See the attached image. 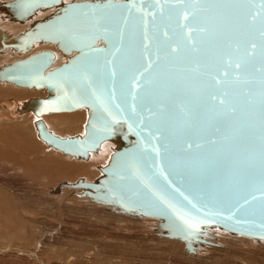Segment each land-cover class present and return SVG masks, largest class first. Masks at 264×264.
<instances>
[{
  "label": "water",
  "instance_id": "water-1",
  "mask_svg": "<svg viewBox=\"0 0 264 264\" xmlns=\"http://www.w3.org/2000/svg\"><path fill=\"white\" fill-rule=\"evenodd\" d=\"M63 1L0 4L11 19L22 23L41 8L60 6L13 41L0 36L4 50L10 47L27 53L37 44L52 43L68 55L67 61L53 66L56 53L43 49L0 67V81L46 93L28 98L19 107L20 114L32 111L37 116L38 136L74 158H88L106 140L117 143L107 164L100 166L98 177L62 182L55 192L70 187L79 190V196L119 213L157 219L159 235L184 242L189 254L196 255L200 243L208 244L205 236L216 227L264 240V38L261 17L252 19L261 12L260 0L230 5L192 4L190 0L183 4L161 0L156 5L153 0L143 4L136 0V8L155 12L154 20L147 17V32L156 39L150 47L153 67L141 77L135 100L131 80L144 63L140 58L143 14L133 8L129 15L130 0ZM193 10L209 28L207 34H193L197 52L178 27L183 13ZM186 23L192 26L191 17ZM222 32L231 35L233 57H239L246 67L240 80L227 87L230 103L220 109L207 103L209 87L202 73ZM169 44H179L180 52L169 53ZM116 47L121 51L113 57ZM108 60L112 64H106ZM81 108L88 115L83 135H57L42 118ZM153 147L159 148L158 154ZM202 220L210 222L199 223ZM185 221L198 227H189Z\"/></svg>",
  "mask_w": 264,
  "mask_h": 264
},
{
  "label": "rangeland",
  "instance_id": "rangeland-1",
  "mask_svg": "<svg viewBox=\"0 0 264 264\" xmlns=\"http://www.w3.org/2000/svg\"><path fill=\"white\" fill-rule=\"evenodd\" d=\"M32 95L0 86V114L13 118L11 111ZM71 115L78 124L58 126L60 133L82 131L83 115ZM4 126L0 130V264H264V241L216 227L205 236L208 244H201L196 255L189 254L184 242L159 235L157 219L118 213L79 196L77 189L63 187L56 193L58 184L95 179L98 171L90 169L92 175H82L84 170L74 167L75 161L49 152L39 159L35 152L29 153L19 130ZM27 139L31 144L36 140L32 135Z\"/></svg>",
  "mask_w": 264,
  "mask_h": 264
},
{
  "label": "snow or ice",
  "instance_id": "snow-or-ice-1",
  "mask_svg": "<svg viewBox=\"0 0 264 264\" xmlns=\"http://www.w3.org/2000/svg\"><path fill=\"white\" fill-rule=\"evenodd\" d=\"M55 2V0H53ZM110 3L113 2V0H109ZM131 2V8H129V15H131L132 9L135 8L137 12H140L143 14V25H144V32L142 35V43L140 45V58L144 61L143 64L140 66V71L138 74L131 80L132 84V97L133 100L136 98L135 90L142 87V84L140 83L141 77H144L145 74L150 73V70L153 67V61L151 60V56L153 53L150 51V47L152 44V41L155 40V37H149L147 32V17L150 15L152 16L153 20L155 19V12H146L143 8H136V0H130ZM141 4L145 2V0H139ZM169 0H163V3H168ZM176 3L183 4L185 0H175ZM192 4H204V5H216V4H223V5H230V4H241L244 3L245 0H190ZM248 2H251V0H248ZM153 3L156 5L161 4V0H153ZM261 5V12H257L252 16V19L255 20L257 16L261 17L260 24H261V37L264 38V0H260ZM160 11L163 12V8H160ZM197 10H193L192 12H184L182 16V23L178 25L179 28L183 30V34L187 39L188 45L191 47V50L193 52L199 51V49L196 47V39L194 38L193 34L200 35V34H207L209 32V28L206 25H202L199 18L196 15ZM199 11H208L207 8H201ZM191 17L193 24L192 26H189L186 22ZM163 36L167 38L169 36L167 30L163 32ZM232 44L233 40L230 34L227 33H220V42L216 45L215 50L212 52L211 55L207 57L206 63L203 65L205 68L204 73L202 75L207 77V83L209 87V91L207 93V103L212 108H220L223 109L226 105L230 103L229 100V92L227 91V87L232 85L235 82H238L244 73L245 70V63L239 58L233 57L232 54ZM252 49L256 48V44L251 45ZM261 48L262 53H264V39H262L261 42ZM181 50L179 44H169L168 45V52L171 54L179 53ZM93 51H104L103 49H93ZM121 48L116 47L115 51L112 53V56L115 57L116 53L120 52ZM160 48L157 47L156 50V59H160L159 56ZM236 51H239V44L236 45ZM251 55V53H248ZM106 64H112V60L106 61ZM262 72H264V67L261 69ZM110 75L113 77V83L114 78L116 76L115 69L110 70ZM262 84H264V77H262ZM221 86L223 87V90H221ZM114 92V89H113ZM93 94L95 95V89H93ZM99 99V97H97ZM262 110H264V90H262ZM76 106H79L78 104ZM119 109V105L116 106ZM132 110L135 112V105H132ZM150 111V110H149ZM232 111H235V109H232ZM115 119V117H113ZM141 123H143V120H141ZM219 131V129H217ZM188 147L191 148L192 145L188 144ZM153 152L159 153L158 147L152 148ZM161 175H165L161 171ZM165 179L167 177L165 176ZM170 183V182H169ZM171 206V205H169ZM183 218V217H182ZM189 224V227L195 228L198 227V224L190 223L189 221H185ZM210 221H199V223H206Z\"/></svg>",
  "mask_w": 264,
  "mask_h": 264
},
{
  "label": "bare ground",
  "instance_id": "bare-ground-1",
  "mask_svg": "<svg viewBox=\"0 0 264 264\" xmlns=\"http://www.w3.org/2000/svg\"><path fill=\"white\" fill-rule=\"evenodd\" d=\"M6 1H10V0H0V4H2L3 2H6ZM71 1L72 0H64L63 2L67 3V2H71ZM59 7L58 6H56V7L54 6V7L46 8V9L41 8V9H39L36 12V14L34 16L30 17L26 22H23V23L11 19L10 16L8 15V13L6 12V10L4 8L3 9L0 8V36L7 35L6 40L7 41H13L14 38L20 32L28 29L29 26L34 24L37 20H40L41 18H45L47 16H52L54 14V12ZM43 49H51V50H54V52L56 53L57 59L54 62L53 66H58V65L62 64L63 62L67 61V59H68V55L64 54L61 50H59L57 48L56 45H54L52 43L37 44L36 47L34 48V50H32L31 52H27V53H21V52H18V51H14L10 47L4 50V49H2V45L0 44V67L3 66L4 64H10L13 60H15L17 58H25L26 56H28V55H30V54H32L34 52H37L38 50H43ZM0 86L5 87L8 90H12V92H15L17 94H24L25 93V94L30 95V94H32V92H34L35 95H32V97H35V96H40V97L46 96V93L43 90H35V89H29L27 87H20V86H16L14 84H11V83H8V82H4V81H0ZM3 110L6 111V109H3ZM12 111H11V114L13 115V118L10 115L7 116L5 113H3V114L1 113L0 114V122H1V124L2 123L6 124V126L0 124V126H1L0 130L4 126V127H8L9 129L13 128V129H15L16 132L20 131V133H18L19 138L20 139L21 138L25 139V142L29 146L27 148L30 149V151L28 149L29 153L35 152L36 156L38 158H39V156H41V155L43 156V154L46 155V153L49 152L52 155L60 156L62 158H65L66 160L72 161L73 163L75 161L76 163H74V164L72 163V164L74 165V167L81 168V169L84 170L82 175H84V174H91L92 175V172L90 171V169H91L93 172L96 171V170L98 171L96 173V175H95V177H98L101 174L100 166H105L107 164V162L110 159L111 154L114 152V149H115V147L117 145L116 141H114V140H106V141H104L102 143V146L99 149H97L96 151L91 152V154L89 155L88 158H74L73 156H71L69 154H66V153H64V152H62L60 150H57V149H55V148H53L51 146H48L46 144V142L43 141L38 136V131H37L36 126H35V121L37 119V116L32 111H28V112H26L24 114H20L19 113L20 112V108L19 107L18 108H14ZM1 112H3V111H1ZM74 112H80L83 115V117H84L83 118V122L81 124V128H80V129H82V131L79 133V134L83 135L84 131H85V122H86L87 116H88L86 108H81V109H78V110H75V111H69V112L48 113V114L43 115L42 118L46 122V124L48 125L49 129L51 131H53L55 134L60 135L62 137L68 136V135L73 136L72 134H69L67 132L60 133L58 131V128L61 126V128L66 129L65 127H71L72 125H74V126L77 125L78 122L76 121L75 117L73 118V115H71V114H74ZM7 114H9V113H7ZM26 117H28V118H26ZM29 124H30L31 127L29 126ZM26 127L29 128V131L30 130L32 131L31 134L29 132H27L26 129H24ZM17 130H19V131H17ZM30 135L34 136L35 139H36V140L31 141L33 144L28 142L27 137L29 138ZM20 139H19V141H21ZM3 140H5V139H3ZM7 140H9V139H7ZM47 148H49V149L46 150ZM40 161L43 162V163L50 162V161H46V160H40ZM43 163H41V164H43ZM51 166H53V165H51ZM78 175H79V173H78ZM80 176H81V174L79 175V177ZM93 179L94 178H88L87 181H92ZM68 188H70V187H68ZM96 204H98V203H96ZM99 205H102V204H99ZM104 206H106V205H104ZM108 207H110V206H108ZM165 238H167V237H165ZM262 241H264V240H262ZM201 244H203V243H200L199 245H201ZM210 246H211V244H210Z\"/></svg>",
  "mask_w": 264,
  "mask_h": 264
}]
</instances>
